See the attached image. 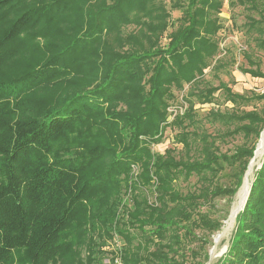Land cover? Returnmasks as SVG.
Masks as SVG:
<instances>
[{"label":"trees","instance_id":"trees-1","mask_svg":"<svg viewBox=\"0 0 264 264\" xmlns=\"http://www.w3.org/2000/svg\"><path fill=\"white\" fill-rule=\"evenodd\" d=\"M224 3L0 0V264H95L115 237L110 264L208 260L228 215L213 217L215 200L232 201L264 130V108L246 109L264 93L203 80L224 68ZM228 5L245 11L243 57L254 65L264 0ZM239 71L264 80L258 66ZM218 91L230 106L198 117L196 104H217ZM167 128L180 148L154 152ZM235 218L215 264H264V157Z\"/></svg>","mask_w":264,"mask_h":264},{"label":"rangeland","instance_id":"rangeland-1","mask_svg":"<svg viewBox=\"0 0 264 264\" xmlns=\"http://www.w3.org/2000/svg\"><path fill=\"white\" fill-rule=\"evenodd\" d=\"M230 1L233 0H225L224 6L219 15L222 29L217 35V40L219 42V48H220L219 58L224 63V68L218 73H213V71H211L210 69L205 70L203 80L205 81V84L207 86L208 85L218 86L219 82H225L228 84V86L232 89L233 92L239 94L245 93L249 95V92H253L255 94H263L264 80L253 78L248 74H243L239 71V68L242 66L243 68H255L256 66H258L259 70L264 73V50L255 51V53L252 52L249 53L250 55H252L251 62H253L254 65L248 64L246 62V60L243 57V53L250 52V49H248V40L241 30V25L245 19L244 18L245 11L243 10L242 6L230 7L228 5ZM178 17H180V13L178 11H171V20L173 23ZM162 43H164V41H162ZM187 90H188V86L185 85L183 92H181L180 94L176 93V95H178L176 104L180 103L181 95L184 94ZM215 96H216L217 104L214 105L210 104L204 106H198V104H196L195 109L198 117L203 118L210 109L212 108L216 109L217 105H219L220 110H224L225 107L230 106L229 104L225 106V104L223 103L222 95L219 91L215 93ZM252 108H255L257 110L264 108V99L262 101H253L246 109L251 110ZM176 132L177 130L174 128L165 129L163 132V137L161 142L157 145H154L152 147V150L157 153H163L165 150L171 148H180V146H177L173 142V138L175 137ZM240 143L241 140L239 138H236L233 141H228L226 144L221 145V150L223 152L225 151L232 152L234 147L239 145ZM263 157H264V149L262 154L259 155L258 157H255L254 160L252 161L254 164L252 168L253 170L250 181L252 180L253 172L255 171L256 168H258ZM221 183L224 184L225 186L232 185L228 177L221 178ZM238 191L236 192L232 201L229 204L226 201L227 200L226 198L215 200L214 203L215 209H212V213H211L213 217L220 218L221 215L225 213V211H227L228 215L226 219L223 221L220 230L214 233L212 236L208 237L210 241V244L207 246L209 258L204 264H215L217 259L223 253H225L227 249L229 238L231 237V234L233 232L232 229H234L235 226V221L225 237H223L217 243L215 242V238L223 230L225 222L228 220L231 209L233 207L232 205H234L233 203L236 200V195ZM148 198L151 201L150 194H148ZM95 239H97V237H95ZM106 242H107L106 243L107 246L102 247L101 250L103 252L101 251L102 253H100L99 258L95 262V264H110V258H111L110 251L113 252L115 250H119L120 246H122V240L119 239L118 237H115L113 241L107 240ZM86 255L87 252L84 248L81 250L82 261L85 259ZM115 260H119L118 257L114 259V264H115Z\"/></svg>","mask_w":264,"mask_h":264},{"label":"bare ground","instance_id":"bare-ground-1","mask_svg":"<svg viewBox=\"0 0 264 264\" xmlns=\"http://www.w3.org/2000/svg\"><path fill=\"white\" fill-rule=\"evenodd\" d=\"M263 149H264V132L262 133L261 139L259 140V143L257 145L256 151H255V157H258L259 155H261L263 152ZM253 164H254L253 162L250 163V165H249V167H248V169L244 175L243 184H242L240 190L238 191V193L236 195V200L233 203L234 205H232L233 207L231 209L228 220L225 222L223 230L215 238L216 243L227 235L228 231L231 229V227H232V225L236 219L235 217L237 216L238 212L243 207V204L246 200V197H247L249 189H250V182H251L250 179L252 176Z\"/></svg>","mask_w":264,"mask_h":264},{"label":"built area","instance_id":"built-area-1","mask_svg":"<svg viewBox=\"0 0 264 264\" xmlns=\"http://www.w3.org/2000/svg\"><path fill=\"white\" fill-rule=\"evenodd\" d=\"M176 111L177 110L174 107H171L168 109V113H169L168 120H171V118L176 114ZM181 112H182V109H180V113ZM115 264H120L119 260H115Z\"/></svg>","mask_w":264,"mask_h":264},{"label":"water","instance_id":"water-1","mask_svg":"<svg viewBox=\"0 0 264 264\" xmlns=\"http://www.w3.org/2000/svg\"><path fill=\"white\" fill-rule=\"evenodd\" d=\"M264 132V130L262 131V133ZM262 133H261V135H260V138H259V140L261 139V136H262ZM256 148H257V146H256ZM256 151V150H255ZM255 151H254V156H253V158H252V160L250 161V163L254 160V158H255ZM250 165V164H249ZM242 186V185H241ZM250 190V189H249ZM248 194H249V192H248ZM247 197H248V195H247ZM247 197H246V200H247ZM246 200H245V202H246ZM245 202H244V204H243V207H244V205H245ZM243 207L241 208V210L243 209ZM240 210V211H241Z\"/></svg>","mask_w":264,"mask_h":264}]
</instances>
